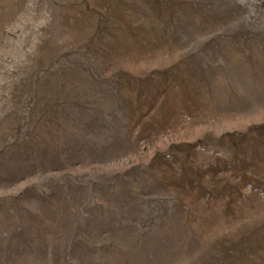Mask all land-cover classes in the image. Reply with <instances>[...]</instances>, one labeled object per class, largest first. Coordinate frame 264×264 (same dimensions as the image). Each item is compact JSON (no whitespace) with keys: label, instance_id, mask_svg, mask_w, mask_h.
I'll return each mask as SVG.
<instances>
[{"label":"rangeland","instance_id":"rangeland-1","mask_svg":"<svg viewBox=\"0 0 264 264\" xmlns=\"http://www.w3.org/2000/svg\"><path fill=\"white\" fill-rule=\"evenodd\" d=\"M0 264H264V0H0Z\"/></svg>","mask_w":264,"mask_h":264}]
</instances>
